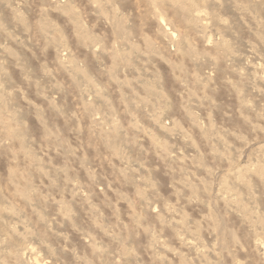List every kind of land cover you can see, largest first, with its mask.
<instances>
[{
  "label": "clouds",
  "instance_id": "clouds-1",
  "mask_svg": "<svg viewBox=\"0 0 264 264\" xmlns=\"http://www.w3.org/2000/svg\"><path fill=\"white\" fill-rule=\"evenodd\" d=\"M0 264H264V0H0Z\"/></svg>",
  "mask_w": 264,
  "mask_h": 264
}]
</instances>
